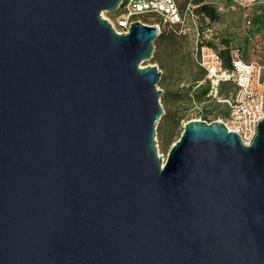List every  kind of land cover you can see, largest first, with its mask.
Here are the masks:
<instances>
[{
	"label": "water",
	"instance_id": "95a60500",
	"mask_svg": "<svg viewBox=\"0 0 264 264\" xmlns=\"http://www.w3.org/2000/svg\"><path fill=\"white\" fill-rule=\"evenodd\" d=\"M120 1L0 0V264H264V118L163 161L160 27L117 34Z\"/></svg>",
	"mask_w": 264,
	"mask_h": 264
},
{
	"label": "rangeland",
	"instance_id": "374dc122",
	"mask_svg": "<svg viewBox=\"0 0 264 264\" xmlns=\"http://www.w3.org/2000/svg\"><path fill=\"white\" fill-rule=\"evenodd\" d=\"M224 1L216 2L223 4ZM258 6L262 7L258 10L261 11L259 14L252 11V8ZM249 8H246L251 20L248 27L244 26L242 19V13L246 9L234 6L228 14L219 13V19L215 22L206 23L200 20L201 31L204 40L216 50H223L225 46L237 48L245 60L264 65V0H257V4ZM101 16L108 22H113L114 12H102ZM160 17L159 13L149 12L140 15L138 19L150 24L158 22ZM159 26L160 29H164L166 40L156 43L152 52L154 59L143 61L140 66H155L161 73L157 87L162 90L160 104L163 114L156 124L155 143L157 154L164 161L187 121L200 119L207 123L212 121L225 123L227 110L223 104L206 96L207 89L203 95L205 83H199L203 80L204 73L193 59V32L187 30L172 38V31L176 29L173 25ZM206 28H210L211 31H206ZM232 90L233 86L222 84L219 94L226 96Z\"/></svg>",
	"mask_w": 264,
	"mask_h": 264
},
{
	"label": "built area",
	"instance_id": "2783aa9c",
	"mask_svg": "<svg viewBox=\"0 0 264 264\" xmlns=\"http://www.w3.org/2000/svg\"><path fill=\"white\" fill-rule=\"evenodd\" d=\"M242 9L249 8L257 0H233ZM218 13H225L227 6L210 0ZM194 6L188 2L184 10H178L174 0H121L114 13L112 28L117 34L127 33L130 23L140 21L138 17L144 13L155 12L161 17L156 25L176 26V33L181 34L191 30L194 34L193 59L196 65L204 72V78L199 83H205L206 96L215 102L223 104L227 110L228 131L236 133L241 142L248 146L252 143L256 132V124L264 118L262 107L264 99V65L256 61L245 60L242 52L237 48L229 49V66L223 64L218 50L204 40L201 31L200 17L193 11ZM245 27L251 25L248 9L242 13ZM209 23L207 18H204ZM160 27V26H159ZM206 31H211L206 28ZM222 84L233 86V90L226 96H220ZM200 120V119H195ZM206 122V121H205Z\"/></svg>",
	"mask_w": 264,
	"mask_h": 264
},
{
	"label": "trees",
	"instance_id": "16d2710c",
	"mask_svg": "<svg viewBox=\"0 0 264 264\" xmlns=\"http://www.w3.org/2000/svg\"><path fill=\"white\" fill-rule=\"evenodd\" d=\"M174 1L176 3L178 10L181 12L184 10L185 5L188 2H191V4L194 6V8H193L194 13L199 15V17L202 21H204V18H207L209 20V22L211 23V22H215L219 19V13L217 12L213 3L210 2V0H174ZM177 1H179V3ZM144 23H146V22H144ZM152 23H154V22H151L150 24H152ZM174 27L177 29L176 26H174ZM176 29L172 31L173 32V34H171L172 38L176 37V34H177ZM165 40H166V33H165L164 29L161 28L160 34L158 35V37L156 38V40L153 43L154 47H155L156 43H160V42L165 41ZM228 48L229 47L225 46V49L219 51V53L222 57V60H223V64L226 67L229 66V49ZM150 59L151 60L154 59V53H152V57ZM204 90L205 91H203V95L206 92V89H204ZM226 115H227V111L225 113V116Z\"/></svg>",
	"mask_w": 264,
	"mask_h": 264
},
{
	"label": "crops",
	"instance_id": "0c3cea01",
	"mask_svg": "<svg viewBox=\"0 0 264 264\" xmlns=\"http://www.w3.org/2000/svg\"><path fill=\"white\" fill-rule=\"evenodd\" d=\"M217 1V0H216ZM222 1H224V0H222ZM225 6H227V11L225 12V13H229V10L231 9V8H233L234 6H236L237 8H240L237 4H236V2L234 1H232V2H230V1H227V0H225L224 1V3H223ZM257 4V2L256 3H254L253 5H251V7H253V6H255ZM262 8V7H261ZM261 8H260V6H258V7H255V8H252V11H254V12H257V14H259V13H261V11H258L259 9L261 10ZM250 9V8H249Z\"/></svg>",
	"mask_w": 264,
	"mask_h": 264
}]
</instances>
